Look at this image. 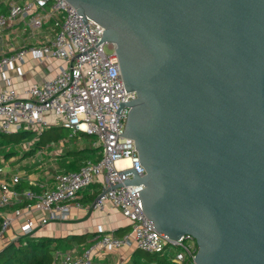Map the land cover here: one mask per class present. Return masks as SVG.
Wrapping results in <instances>:
<instances>
[{"label":"water","instance_id":"1","mask_svg":"<svg viewBox=\"0 0 264 264\" xmlns=\"http://www.w3.org/2000/svg\"><path fill=\"white\" fill-rule=\"evenodd\" d=\"M65 1L136 94L115 113L146 173H122L157 232L192 236L195 264H264V0Z\"/></svg>","mask_w":264,"mask_h":264},{"label":"built area","instance_id":"2","mask_svg":"<svg viewBox=\"0 0 264 264\" xmlns=\"http://www.w3.org/2000/svg\"><path fill=\"white\" fill-rule=\"evenodd\" d=\"M2 6L6 12H0V135L31 132L38 138L60 122L73 137H94L92 148L99 150L78 171L56 172L52 184L39 192L20 188L21 176L8 177L6 165L0 166V242L18 225L3 248L38 239V230L67 220L69 205L90 189L97 194L91 207L102 210L110 203L129 221L130 232L123 237L102 233L81 255L74 249L57 250L53 264H94L96 254L109 255L131 242L144 253L169 250L175 264H195L196 240L190 235L171 240L158 233L138 204L137 191L143 186L125 185L133 176L122 172L135 169L140 177L146 173L135 142L119 135L131 108L124 105L120 115L115 113L120 103L135 100L136 94L125 89L115 47L106 42L97 46L102 25L86 18L87 31L84 17L65 0H0ZM28 54L45 63L61 61L63 66L51 80L19 91L12 85L11 72L24 76ZM35 212L38 215L32 216Z\"/></svg>","mask_w":264,"mask_h":264},{"label":"crops","instance_id":"3","mask_svg":"<svg viewBox=\"0 0 264 264\" xmlns=\"http://www.w3.org/2000/svg\"><path fill=\"white\" fill-rule=\"evenodd\" d=\"M0 12L5 13L6 7H0ZM41 37L42 35L40 38ZM4 52L8 53L9 49L6 48ZM62 66L63 63L61 61L51 60L50 62L45 63L28 54L25 58V64L22 66L24 76L17 78L16 74L11 72V77L13 78L12 85L19 91H24L26 87L29 86L41 85L43 81L51 80ZM52 127L60 128L53 125ZM59 144V147L56 145L54 150H52V152L55 151L56 156H60V154L64 153V143L61 142ZM47 146L46 148L48 150L50 144ZM47 150L46 152H48ZM46 152H37L39 153L37 157H32L30 160L24 158L22 160H17L14 163L11 159H7L8 161L6 162L7 165L5 166V170L8 177L14 174H19L22 178L20 188H35L38 192L42 188L51 185L53 181L52 178L56 172L67 171L59 167L58 168L61 170L53 166L43 167L42 165H38L40 157L42 158V156H45ZM65 154L69 160L68 164L75 159L70 156V152H66ZM48 165L55 166L56 164L50 163ZM120 165H126V163H121ZM91 194H93V191L90 189L82 192L78 200L69 205L70 213L68 219L65 221H54L46 227L38 230V233L35 235L36 238L49 237L67 239L68 237H74V242H63L61 243V247L66 248L67 251L74 249L77 251V254L81 255L89 246L98 241L100 234L102 233H114L116 235V233L119 231L121 232V230L125 228H129L130 232L129 221L125 219L121 212L110 203H107L102 210L93 209L91 207L92 202L89 201V196ZM77 203H79L80 206H78ZM31 215L37 216L38 214L35 212ZM17 228L18 225H15L12 229L7 231L3 240L5 244L13 238ZM81 236H88L87 239H85V243H81L82 241L79 242V239H77ZM76 239L79 243L76 242ZM4 243L0 242V250L3 249ZM62 248L59 250L61 251ZM136 251L138 250L135 244L131 242L127 246H124L109 255L96 254L94 257V264H132L134 260L137 259Z\"/></svg>","mask_w":264,"mask_h":264},{"label":"trees","instance_id":"4","mask_svg":"<svg viewBox=\"0 0 264 264\" xmlns=\"http://www.w3.org/2000/svg\"><path fill=\"white\" fill-rule=\"evenodd\" d=\"M58 129L60 128L51 127L43 132V134L39 136L32 144L34 146V149L35 147L36 149H42L47 146L49 142H57L58 137L53 133ZM32 137L33 136L31 132H22L5 136L7 140L1 141L0 145L9 148H11L12 146L8 153L5 154V157H7V159H10L16 156L18 152L15 149L21 146L23 142L32 139ZM1 150L2 148H0V154L2 153ZM84 150L89 151V153L91 151H94V149L89 148H85ZM78 153L79 151L71 152V154ZM85 157V161L82 162L80 161L81 159L75 158L68 164L69 169L71 171H78L86 163V161L90 160L88 156ZM96 195V193L91 194L89 196V201L93 202L96 198ZM127 233H129V228H125L121 230V232L119 231L118 233H116V235L117 237H123ZM87 237L88 236H81L77 239H79V242L82 241L81 243H85V239H87ZM77 239L76 242H78ZM74 241V237H68L67 239L43 237L38 239H30L26 244L11 243L0 250V264H53L54 252L61 248V243ZM140 253L144 257L143 259H145L146 261L145 264H151L152 262H154V264H175L173 262L174 253L169 250L154 254L144 253L140 250L136 251V254ZM132 264L142 263L135 259Z\"/></svg>","mask_w":264,"mask_h":264},{"label":"rangeland","instance_id":"5","mask_svg":"<svg viewBox=\"0 0 264 264\" xmlns=\"http://www.w3.org/2000/svg\"><path fill=\"white\" fill-rule=\"evenodd\" d=\"M109 51V50H108ZM61 123L59 122L58 125H56V127H60ZM57 137L58 140L57 142H49L50 147L46 148V146L42 149H34V146L32 145L35 140L37 139V136L35 133L32 134V139H29L28 141H25L21 144V146H19L18 148H16L15 150L18 152V154L11 159V161L14 163L17 160H22L24 158H28L29 160L32 157H37L39 153H44L46 152V150L48 152L45 153V156H42V158L40 157V162L38 163V165H42L43 167H47V166H53L57 169L61 168V169H65V171L70 172L71 170L68 167V157L65 154L66 152H73V151H79L78 154H71L70 156H72V158H77V159H81L80 161H85V156H88L91 160H93L95 158L94 153H97L99 150H94L91 151L89 153V151L84 150L85 148L89 149H93L92 145L93 142L95 141L94 137H90V136H76L73 137L72 133L70 130H67L66 128L60 127V129L55 130L54 133ZM7 140V138H5V136L0 135V143L1 141H5ZM63 142L64 143V153L60 154V156H56L55 151L52 152V150H54V147L56 145H58V147L60 146L59 143ZM53 144V145H52ZM55 144V145H54ZM48 147V146H47ZM0 148H2V153L0 154V166L1 165H7V157H5V154L8 153V151L12 148L9 147H4L0 145ZM4 151V152H3ZM39 152V153H37ZM24 154V155H23ZM84 157V158H83ZM3 160L5 161L3 163ZM56 160V161H55ZM50 163L56 164L54 165H48ZM59 167V168H58ZM59 169V170H61ZM62 248V247H61ZM61 251H67L66 248H62ZM137 256V260L140 261L142 264H145L146 261L145 259H143L144 257L142 256V254H136ZM151 264H154V262H152Z\"/></svg>","mask_w":264,"mask_h":264},{"label":"bare ground","instance_id":"6","mask_svg":"<svg viewBox=\"0 0 264 264\" xmlns=\"http://www.w3.org/2000/svg\"><path fill=\"white\" fill-rule=\"evenodd\" d=\"M121 163H127L126 161H121L119 164H121Z\"/></svg>","mask_w":264,"mask_h":264}]
</instances>
